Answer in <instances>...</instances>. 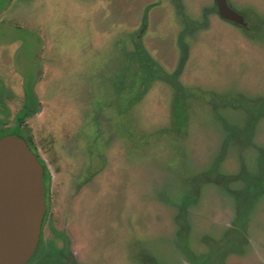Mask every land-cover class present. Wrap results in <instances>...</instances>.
<instances>
[{"label": "rangeland", "instance_id": "obj_1", "mask_svg": "<svg viewBox=\"0 0 264 264\" xmlns=\"http://www.w3.org/2000/svg\"><path fill=\"white\" fill-rule=\"evenodd\" d=\"M227 2L247 29L214 0H0V137L50 174L26 264H69L55 231L74 264H264V0Z\"/></svg>", "mask_w": 264, "mask_h": 264}, {"label": "water", "instance_id": "obj_2", "mask_svg": "<svg viewBox=\"0 0 264 264\" xmlns=\"http://www.w3.org/2000/svg\"><path fill=\"white\" fill-rule=\"evenodd\" d=\"M217 15L245 27L227 0H214ZM44 171L18 136L0 138V264H26L34 255L46 211Z\"/></svg>", "mask_w": 264, "mask_h": 264}, {"label": "trees", "instance_id": "obj_3", "mask_svg": "<svg viewBox=\"0 0 264 264\" xmlns=\"http://www.w3.org/2000/svg\"><path fill=\"white\" fill-rule=\"evenodd\" d=\"M134 60L136 61V63H138V68H139L140 76H141V85L143 87L148 85V83L151 80L161 77L159 75V72H161V69L151 58H149L147 56L144 48L138 42L137 39L135 40V45H134ZM24 92H25V97H26V101H27V104L25 105V107L27 108V111H25L23 114H21L19 116L18 122H17V125H18L17 127H19L21 122L26 118L27 114L29 113L28 111L36 112L34 105H36L37 101H36V97H35L34 93L32 92V90H28V91H24ZM179 96L180 95L177 94L176 104L178 103L177 101L179 100ZM174 116H175L176 121L179 122L180 121V120H178L179 116H178V118L176 117V115H174ZM40 162H41L43 169H44V184H45V188H46V196H47V204H48V187H49L50 176H49V172L47 171L44 163L41 160H40ZM35 256H36V253L33 255L32 260L35 259Z\"/></svg>", "mask_w": 264, "mask_h": 264}, {"label": "flooded vegetation", "instance_id": "obj_4", "mask_svg": "<svg viewBox=\"0 0 264 264\" xmlns=\"http://www.w3.org/2000/svg\"><path fill=\"white\" fill-rule=\"evenodd\" d=\"M229 5V4H228ZM246 22V21H245ZM230 23V22H229ZM233 24V23H232ZM238 26V25H237ZM240 27V26H239ZM247 25L245 27H242L243 29H247ZM23 122V121H22ZM21 122V123H22ZM18 125H16L15 127H17ZM21 126V124L19 125V127ZM18 137H21L27 144V146L29 147V149L34 153V155L37 157L38 161L40 162V160L42 161V159L39 157L38 153H37V150L34 148L31 140L26 136L24 135L22 132H20V136L17 135ZM3 137V136H2ZM43 162V161H42ZM44 163V162H43ZM41 164V162H40ZM42 165V164H41ZM45 165V164H44ZM43 167V166H42ZM47 169V168H46ZM44 171V169H43ZM48 171V170H47ZM50 176V174H49ZM43 182H44V176H43ZM49 183H50V180H49ZM44 188H45V184H44ZM45 196H46V188H45ZM49 209H50V201H49V187H48V204H47V196H46V211H45V215H44V218H43V221H42V226H41V233H40V237H39V243L37 245V248L39 247V245L41 244V247H44L43 245L46 246L45 244V241L46 240L44 237H43V232H44V227H45V224H46V219L48 217V213H49ZM55 235H56V240H62L61 242H63V247L65 249V251H67V255H68V259H69V264H74V258H73V255H72V252H70L69 250V247H68V243H69V238L62 234V233H59V232H54ZM37 248H36V251H37ZM35 251V253H36ZM69 252V253H68ZM34 253V254H35Z\"/></svg>", "mask_w": 264, "mask_h": 264}]
</instances>
